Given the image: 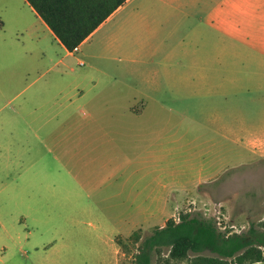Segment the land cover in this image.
I'll list each match as a JSON object with an SVG mask.
<instances>
[{
	"label": "crops",
	"instance_id": "obj_1",
	"mask_svg": "<svg viewBox=\"0 0 264 264\" xmlns=\"http://www.w3.org/2000/svg\"><path fill=\"white\" fill-rule=\"evenodd\" d=\"M11 2L0 0V12ZM37 17L64 51L57 62L69 59L75 71L74 58L86 70L81 83L56 93L49 117L37 90L0 118V172L9 178L18 167L5 188L17 190L26 219L69 222V233L56 231L69 239L89 224L88 232H108L120 255L119 235L164 226L202 184L251 159L264 168V0H127L74 51ZM3 30L0 96L13 100L36 61ZM86 107L87 117H75ZM26 127L38 144L39 130L51 128L46 156L55 170L37 167L36 152L26 156ZM58 206L69 207L63 220L52 215ZM42 249L38 264H69L78 254L69 247L67 261L62 253L53 261L55 250Z\"/></svg>",
	"mask_w": 264,
	"mask_h": 264
},
{
	"label": "rangeland",
	"instance_id": "obj_2",
	"mask_svg": "<svg viewBox=\"0 0 264 264\" xmlns=\"http://www.w3.org/2000/svg\"><path fill=\"white\" fill-rule=\"evenodd\" d=\"M40 22L42 21L38 19L29 5L22 0H13L8 9L0 12V25L4 28V35L24 41L27 59L36 61V68L32 66L31 71L27 70L26 90L21 97L12 100L14 97L12 94L6 97L0 96V118L6 114H12L13 109L17 108L22 101L28 102L30 96L37 90H40L42 94L43 118H47L50 115L49 107L53 103L56 93L62 87H75L83 81L81 75L85 72V67L78 64L74 58L72 61L75 71L69 70V59L63 60V63L57 62L63 57L64 51L44 23ZM38 62H40V66H38ZM28 64L29 62H27V69ZM229 66H232V70L237 73L241 67L240 58L234 57V61H231ZM255 69L256 64L249 63L248 70L252 72ZM110 81L114 83L113 80ZM244 82H248V80H244ZM250 82L251 84L256 83L252 79H249ZM100 85L102 86V84ZM109 88L111 87L105 89ZM9 99L11 101L8 103ZM5 104L7 106L3 107ZM87 113L88 107L78 108L75 111V117L78 119L85 118ZM12 129L15 128H9L10 131ZM25 129L26 156L29 155V152H36L37 167H41L43 170H55L57 167L46 156L50 146L47 132L51 128L43 127L39 130L42 138L40 144L37 143L38 138L32 129L29 127ZM33 140L36 141L35 144L32 143ZM30 146L32 150L29 149ZM17 168H13L9 178L5 175L2 176L0 172V264L46 262V253L42 251L43 247L55 250V255L52 256L53 261L58 260L57 254L60 253L64 254V260L67 261L69 247L74 248L78 254L74 256V262H69V264H119V262L120 264H134V256L138 252L143 238L151 234L156 227H159L158 224H154L151 226L153 228H140L129 235H119L117 242L120 245V255L116 252V243L111 239V235L102 230L94 233L88 232L85 227L90 228L89 224H82L77 238H60L56 231L63 230L69 233V222L57 221V223L46 224L26 219L23 215L26 208L19 204L16 196L17 190L15 189L13 195L6 190L5 186L9 183V179L18 178ZM231 172L233 174L223 173L213 182L202 184L198 189L200 195L194 203H187L175 216L179 218L186 212H192L206 218H214L219 229L225 231L218 224V221L221 220L222 224L227 225L225 232L233 229L234 232L247 233L251 226L264 232V168L259 167L255 158L246 165L232 169ZM12 182L11 180V184ZM13 183H17L16 180ZM52 215L58 216L56 220L59 218L63 220L62 217L69 215V207L58 206ZM230 225H235V227H229ZM35 246L41 247V254L36 257L34 254ZM168 253L167 248L162 249V257L157 254L152 264H167L165 258ZM176 264H191V259L176 262ZM251 264H264V261Z\"/></svg>",
	"mask_w": 264,
	"mask_h": 264
},
{
	"label": "trees",
	"instance_id": "obj_3",
	"mask_svg": "<svg viewBox=\"0 0 264 264\" xmlns=\"http://www.w3.org/2000/svg\"><path fill=\"white\" fill-rule=\"evenodd\" d=\"M26 1L55 37L74 51L127 0ZM164 248L169 252L167 264L189 258L191 264H251L264 261V232L251 226L247 233L228 234L219 229L214 218L186 212L145 236L134 264H152Z\"/></svg>",
	"mask_w": 264,
	"mask_h": 264
},
{
	"label": "built area",
	"instance_id": "obj_4",
	"mask_svg": "<svg viewBox=\"0 0 264 264\" xmlns=\"http://www.w3.org/2000/svg\"><path fill=\"white\" fill-rule=\"evenodd\" d=\"M174 219H175V220H179L180 217L177 218V216H174ZM219 219H220V217H219ZM218 224H219V225H220V226L226 231V229H227V225L222 224V221H221V220L218 221ZM229 227H235V225H230ZM225 231H224V232H225ZM232 231H233V229L228 230L227 233H228V234L239 233V232H234V231L232 232Z\"/></svg>",
	"mask_w": 264,
	"mask_h": 264
}]
</instances>
